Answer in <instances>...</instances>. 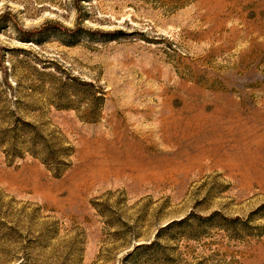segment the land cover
Listing matches in <instances>:
<instances>
[{
  "label": "rangeland",
  "instance_id": "obj_1",
  "mask_svg": "<svg viewBox=\"0 0 264 264\" xmlns=\"http://www.w3.org/2000/svg\"><path fill=\"white\" fill-rule=\"evenodd\" d=\"M4 136L0 264H264V0H0Z\"/></svg>",
  "mask_w": 264,
  "mask_h": 264
},
{
  "label": "bare ground",
  "instance_id": "obj_2",
  "mask_svg": "<svg viewBox=\"0 0 264 264\" xmlns=\"http://www.w3.org/2000/svg\"><path fill=\"white\" fill-rule=\"evenodd\" d=\"M217 154L224 155V157H226L227 160L230 162L228 164H230L232 168L233 167L243 168L245 166L244 161L242 159L237 158L236 154L232 155L231 153L223 152L221 147L217 146V147H215V149L213 151H209L208 148H201V150L198 151L197 155L192 157L187 162L180 161V160L176 161V158H178L180 156L174 157V158L173 157H165V158L159 159L157 162H152V163H150V161L141 162L142 160L140 161V159H139V161H137L138 159L137 160L127 159L126 161L124 160L125 165H123L121 168L113 169V172L115 173L116 176H120L123 173H125L127 169H129L132 172L130 175L137 176L141 179H144V178H148L149 176H151L153 174H159L160 172L165 171V169L175 171V170L184 169L186 167H191L194 164H197V165L201 164V159L204 158L205 156H209V155L217 156ZM220 158L222 160H224L223 157L220 156ZM221 159L219 160L220 162H221ZM220 162H218V163H220ZM215 163H217V162H215ZM111 172H112V169H111ZM133 172H136V174H133ZM100 173H102V174H100V177H102L104 175V173L102 171ZM125 176H126V174H125ZM19 179H20V176H18L16 174H12L10 176V181L12 183L17 182V181L19 182L20 181ZM22 181L28 182V180L25 177H22Z\"/></svg>",
  "mask_w": 264,
  "mask_h": 264
},
{
  "label": "trees",
  "instance_id": "obj_3",
  "mask_svg": "<svg viewBox=\"0 0 264 264\" xmlns=\"http://www.w3.org/2000/svg\"><path fill=\"white\" fill-rule=\"evenodd\" d=\"M5 131H8V130H5ZM8 137H6V136H4V137H0V144L1 145H4V144H6V143H8V140L9 139H7ZM11 144H14V143H12L11 142ZM62 153H58L57 155H56V157L54 158V162L57 164V165H61V164H64V161H63V156H65V155H61ZM57 175H60V173H57Z\"/></svg>",
  "mask_w": 264,
  "mask_h": 264
}]
</instances>
